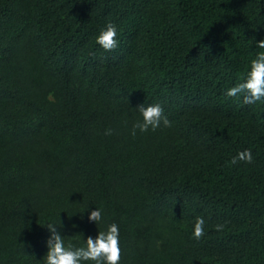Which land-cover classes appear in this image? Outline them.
I'll use <instances>...</instances> for the list:
<instances>
[{
  "label": "trees",
  "instance_id": "1",
  "mask_svg": "<svg viewBox=\"0 0 264 264\" xmlns=\"http://www.w3.org/2000/svg\"><path fill=\"white\" fill-rule=\"evenodd\" d=\"M253 37L264 0H0V264H42L49 222H116L119 264H264V102L224 94ZM143 102L172 126L132 136Z\"/></svg>",
  "mask_w": 264,
  "mask_h": 264
},
{
  "label": "clouds",
  "instance_id": "2",
  "mask_svg": "<svg viewBox=\"0 0 264 264\" xmlns=\"http://www.w3.org/2000/svg\"><path fill=\"white\" fill-rule=\"evenodd\" d=\"M256 48L264 49V38H252ZM95 41L105 51H112L118 47V32L116 25L112 22L101 27ZM226 97L240 99L243 104L251 105L257 101L264 102V51H257L249 66L239 82L229 86L225 92ZM138 113L137 119L131 126V135L137 132L145 133L155 131L158 128L171 127V121L165 113L161 103H140L135 107ZM114 130L109 127L105 129V135H111ZM254 157L251 148H244L231 157V164L240 161L252 163ZM88 212L87 219L97 223H103V209L95 207ZM49 235L46 239L47 251L41 258L42 264H119L121 260L120 228L116 222L107 223L96 234L88 235L80 243H66L65 235L59 231L54 222L45 225ZM223 224H217L216 228L222 229ZM205 234V218L196 216L192 223L191 235L200 239Z\"/></svg>",
  "mask_w": 264,
  "mask_h": 264
}]
</instances>
